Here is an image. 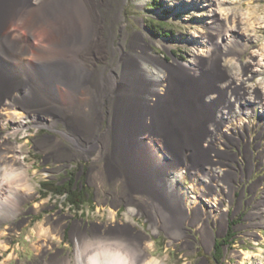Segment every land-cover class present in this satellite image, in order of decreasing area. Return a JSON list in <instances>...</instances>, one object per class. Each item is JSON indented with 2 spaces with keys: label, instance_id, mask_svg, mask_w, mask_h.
Wrapping results in <instances>:
<instances>
[{
  "label": "rangeland",
  "instance_id": "1",
  "mask_svg": "<svg viewBox=\"0 0 264 264\" xmlns=\"http://www.w3.org/2000/svg\"><path fill=\"white\" fill-rule=\"evenodd\" d=\"M88 1L100 27L108 29L99 32L98 42L88 46L86 59L89 66L107 67L106 72L113 69L118 74L121 53L130 52L135 35L142 36L145 51L158 56L164 66L173 65L174 59L192 62L201 49L208 47L212 50L205 61L204 75L186 85L189 104L185 111H190L192 115L182 116V131L178 124L171 125L174 128L172 144L176 145L177 152L172 161L183 172L184 187L193 185V194L197 199L204 203L206 195L213 192L223 208L226 206L227 226L221 231L217 226L213 227L214 243L210 248L200 242L197 222L193 225L187 222L181 224L188 234L186 241L190 246H187L181 239L170 241L163 229L156 231L143 213L134 214L133 224L129 223L124 219V201L113 204L115 215L111 219L108 212L110 197L108 194L97 195L96 187L88 178L89 170L96 162L89 156L78 154L67 138L70 133L63 121L58 119L52 124L53 119H48L46 124L45 121L35 124L27 120L25 128H16L3 115L0 116L3 119V126L0 124V161L3 157L17 158L22 155L36 194L20 203L9 216L0 212V262L46 264L53 255L70 257L74 247L72 226L78 222L80 232L91 235L93 224H98V235L115 239L135 238L141 231L154 244L150 253L165 258L166 264H264V213H255L264 209V119L260 105L253 98L256 90L261 97L264 95V72L252 73L248 68L250 54L264 45V0H160L161 8H153L150 0ZM214 1L219 2L222 14L218 13L219 19L212 22L207 10ZM107 10L114 12L116 18H110ZM232 13L243 17L244 25L233 29ZM150 19L160 22L164 31L172 30L170 37L156 36L148 27ZM108 32L112 39L104 42ZM5 55L3 50L0 55V99L7 97L8 100L10 95H16L17 88L25 92L23 100L28 97L27 93L41 95L43 84L37 78L42 80L54 69L34 58L17 63ZM229 75L231 80L227 79ZM219 83L227 84L222 88L226 100L219 102L222 105L221 114L216 121L213 114L217 115V107L213 106L212 99L205 100L204 97L212 95V88ZM250 88L251 94L247 95L244 91ZM242 93L245 94L238 100ZM213 94V99H217L218 96ZM103 121L101 130L108 126V119ZM54 139L59 140L57 148L62 151L54 152L48 142ZM16 145H21L18 153ZM235 161L240 163L241 173L234 169L237 166ZM192 166L190 173L188 169ZM212 170L211 175L209 171ZM73 178L75 184L84 185L89 194L90 200L82 205L81 210L70 208L64 196L42 194L41 181L63 183ZM224 178L229 180V190L223 183ZM119 189L113 183L105 186L106 192L113 193ZM100 198L106 200L101 202ZM39 202L45 203L33 210L32 206ZM107 223L112 225L110 230L103 227ZM40 224L51 230L62 225L61 238L53 240L52 248L46 246L42 256L34 248ZM230 226L234 230L232 240L224 241L222 257L215 260L213 256H218L219 252L217 239H226ZM240 252H248L249 258L243 259Z\"/></svg>",
  "mask_w": 264,
  "mask_h": 264
},
{
  "label": "bare ground",
  "instance_id": "2",
  "mask_svg": "<svg viewBox=\"0 0 264 264\" xmlns=\"http://www.w3.org/2000/svg\"><path fill=\"white\" fill-rule=\"evenodd\" d=\"M218 3L214 1L208 5V16L212 22L219 19L218 13L222 14ZM106 14L112 19L116 18L115 13L110 10ZM95 17L88 0H0V55L5 50V56L12 62L21 63L34 58L54 69L42 80L37 78L43 84L41 95L27 93L28 97L23 100L25 92L22 88H17L16 95H10L8 100L7 97L1 98L0 116L4 115V119L7 116L6 121L11 120L16 128H25L27 120L35 124L44 121L46 124L48 119H53L52 124L58 119L63 121L70 133L67 138L78 154L89 156L96 162L91 166L88 178L96 187L97 195L108 194L110 197L108 212L111 219L115 215L113 204L124 201L125 213L130 207L135 209L134 213H129V223L133 224L134 214L143 213L152 228L156 231L165 230L170 241L181 239L187 246L188 234L181 224L187 222L193 225L197 222L200 242L211 248L214 243L212 229L214 226L218 227V231L226 228L225 216L228 209L226 206L223 208L213 192L206 195L203 203L193 194V185L184 187L183 172L172 161L177 152L176 145L172 144L174 128L171 125L178 124L182 131V116L192 115L190 111H185L189 104L186 100V85L204 75L205 61L212 50L208 47L201 49L192 62L174 59L173 65L164 66L158 56L145 51L147 49L142 36L135 35L130 52L121 53L119 73L113 69L106 72L107 67L99 69L89 66L86 59L88 46L98 42L97 34L108 31L107 28L100 27ZM230 18L234 24L233 29L239 28L240 24L244 25L243 17L238 14L232 13ZM109 32L104 42L112 39ZM262 56V46L250 54V72L263 74ZM149 63L153 66L148 67ZM227 79L231 80L232 76L229 75ZM226 86V83H219L212 88L217 99H213V93L204 97L205 100L212 99L213 106L217 107V115L213 114L216 121L221 114L222 105L219 102L226 100L222 92V88ZM244 92L251 94V88ZM255 93L252 96L260 105L263 112L261 117L264 119V95L261 97L257 90ZM105 118L108 119V126L101 130ZM0 124L3 126L2 118ZM48 142L54 152L62 151L60 147L57 148L58 139ZM18 152L16 149V153ZM0 164H12L24 168L26 172L24 163L15 156L3 157ZM192 169L193 166L188 171L191 173ZM213 172L209 171L211 175ZM14 183L24 184L25 190L8 185L0 186V212L7 213V216L25 199L36 194L27 172L26 179ZM109 183L120 189L113 193L106 192L105 186ZM223 183L229 190V180L224 178ZM104 200L106 199L100 198L101 202ZM44 203H35L32 209L37 210ZM258 212L263 214L264 209H258L255 213ZM103 227L110 230L112 225ZM38 228V241L34 248L41 255L46 246L52 248L53 240L61 238L62 225L54 226L52 230L41 224ZM99 230V225L93 224L91 236H100L97 234ZM84 235L89 234L80 232V223L74 222L71 231L73 241ZM124 241L141 251L144 257L154 256L150 253L154 244L143 232L139 231L135 238ZM149 242L152 244L150 249L144 247ZM240 255L245 259L249 254L240 252ZM68 258L69 256L59 258L53 255L46 264H66ZM158 258L166 264L165 258Z\"/></svg>",
  "mask_w": 264,
  "mask_h": 264
},
{
  "label": "clouds",
  "instance_id": "3",
  "mask_svg": "<svg viewBox=\"0 0 264 264\" xmlns=\"http://www.w3.org/2000/svg\"><path fill=\"white\" fill-rule=\"evenodd\" d=\"M261 60L264 61V56ZM20 147L21 145H16L17 151ZM17 159L22 161L24 157L21 155ZM23 179H26L24 168H18L12 164L0 165V186L8 185L25 190L24 184L14 183ZM134 212L135 209L130 207L124 219H130L129 213ZM43 234L44 232L41 233ZM144 247L150 249L152 244L146 243ZM66 264H163V261L155 256L144 257L141 251L133 248L132 244L124 240L84 235L74 241L71 256Z\"/></svg>",
  "mask_w": 264,
  "mask_h": 264
},
{
  "label": "trees",
  "instance_id": "4",
  "mask_svg": "<svg viewBox=\"0 0 264 264\" xmlns=\"http://www.w3.org/2000/svg\"><path fill=\"white\" fill-rule=\"evenodd\" d=\"M150 4L153 8H161L160 0H150ZM149 29L153 31L156 36H165L167 38L170 37L169 33L172 34V30L164 31L163 27L156 22L154 19H150L149 21ZM40 187L43 195L51 194L52 196H64L66 204L76 210H81L82 205L90 200L89 194L85 191V186H79V184H75V179H70L69 182L59 183L58 181H50L43 180L40 182ZM232 226V225H231ZM228 228V232L226 234V239H217L218 244V256L214 255V259L218 260L222 257L223 254V246L225 244V240H232L231 238L234 235V230L232 227ZM222 242V243H221Z\"/></svg>",
  "mask_w": 264,
  "mask_h": 264
},
{
  "label": "flooded vegetation",
  "instance_id": "5",
  "mask_svg": "<svg viewBox=\"0 0 264 264\" xmlns=\"http://www.w3.org/2000/svg\"><path fill=\"white\" fill-rule=\"evenodd\" d=\"M237 163V166L234 167L235 170H238L240 173L242 172V167L240 165L239 162L235 161ZM70 180V179H69ZM67 182V181H66ZM69 182V181H68ZM80 187H82V184L79 185Z\"/></svg>",
  "mask_w": 264,
  "mask_h": 264
}]
</instances>
